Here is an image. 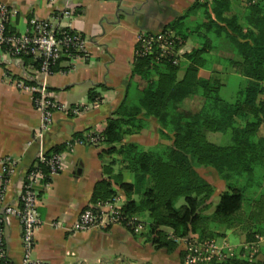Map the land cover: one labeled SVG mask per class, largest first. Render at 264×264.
Wrapping results in <instances>:
<instances>
[{
  "label": "trees",
  "instance_id": "obj_1",
  "mask_svg": "<svg viewBox=\"0 0 264 264\" xmlns=\"http://www.w3.org/2000/svg\"><path fill=\"white\" fill-rule=\"evenodd\" d=\"M193 9L200 10L203 18L190 24L186 18ZM63 30L69 29L56 28L57 36ZM161 30L174 31L183 44L188 40L196 44L179 64L165 58L156 61L154 55L134 56L124 98L99 132L100 157L109 160L103 163L106 177L95 184L90 204L116 197L121 190L123 224L134 235L145 237L154 250L171 253L179 247L182 264L184 252L176 238L197 234L201 239H218L224 234L221 227L240 231L246 242L231 256L206 264H264V243L253 259L245 247L264 237V134L260 133L264 123V0H247L236 13H232L231 0H197ZM19 57L32 59L33 55ZM34 59L40 68L42 60ZM58 64L52 65L53 71ZM201 69L211 76H202ZM230 72L244 79L231 102L220 95L224 75ZM28 82L35 84L31 79ZM106 88L105 84L91 87L88 100L99 104V89ZM152 120L158 124L157 144L146 147L128 139L149 129ZM88 131L77 132L74 138L91 144L86 140ZM209 132L230 133L231 143L216 144L208 139ZM65 150L66 144H60L45 155ZM202 166L215 170L226 183L211 213L206 210L212 205L215 187L198 171ZM40 167L46 175L41 189L51 177L47 163L41 162ZM124 171L131 174L130 181ZM130 218L142 222L146 230L135 231L127 225ZM6 262L7 258H0V264Z\"/></svg>",
  "mask_w": 264,
  "mask_h": 264
},
{
  "label": "crops",
  "instance_id": "obj_2",
  "mask_svg": "<svg viewBox=\"0 0 264 264\" xmlns=\"http://www.w3.org/2000/svg\"><path fill=\"white\" fill-rule=\"evenodd\" d=\"M0 1L16 11L8 24L16 33L25 32L30 19L38 18L49 21L54 27L78 30L87 41L85 56L72 65L65 59L59 61L52 74L40 71L33 57H17L0 48V162L7 157L16 160L5 204L18 203L24 177L37 161L40 149L66 144L62 169L40 189L41 224L36 231V245L30 262L25 261L22 227L14 215L6 217L5 257L0 254V258H7L8 264H182L179 247L171 253L154 250L144 237L134 235L124 224L79 232L73 229L81 210L91 203L95 184L106 177L103 163L108 161L107 156L100 157L102 145L79 143L74 135L87 130L89 134L103 131L107 118L124 98L137 34L143 30H161L184 15L197 0H69L72 16L64 13L67 0ZM231 1L232 13H236L243 10L247 0ZM201 18V11L193 9L186 22L193 24ZM195 44L188 40L186 47L192 49ZM200 74L211 76L206 69H201ZM229 74L241 77L242 84V76L234 72ZM229 74L224 75V80ZM10 79L45 83L59 103L69 107L84 105L85 108L77 115L65 110L56 111L51 126L40 137L41 112L32 94L17 87ZM135 79L140 82L138 77ZM99 84L108 88L99 89L102 100L92 104L88 100V91ZM235 98L226 100L231 102ZM260 133L264 134V123ZM144 136L153 142L142 143L140 137ZM207 136L216 144L231 143L230 133L209 132ZM128 139L146 147L157 144L160 140L157 122L152 120L149 129ZM69 144L72 145L70 149ZM198 171L215 187L212 205L206 210L211 213L226 183L209 167H199ZM121 192L119 196L124 202L125 196ZM227 230L221 227L224 233L221 237L228 242ZM239 235L240 242L230 243L237 249L246 242V236L241 232ZM254 243L258 247L256 256L264 237Z\"/></svg>",
  "mask_w": 264,
  "mask_h": 264
},
{
  "label": "built area",
  "instance_id": "obj_3",
  "mask_svg": "<svg viewBox=\"0 0 264 264\" xmlns=\"http://www.w3.org/2000/svg\"><path fill=\"white\" fill-rule=\"evenodd\" d=\"M54 1V0H51ZM64 9L67 16H72V10L68 6ZM16 13L5 2L0 1V48L6 47V51L14 56L21 54L33 55L36 59H41L40 71L45 74H52V65L65 59L72 65L75 60L85 56L86 38L78 31L71 28L63 30L61 36H57L55 29H64L54 27L49 21L38 18L30 19L29 27L25 32L16 33L8 29L11 17ZM136 48L134 56L154 55L158 59H169L174 64H179L183 54L189 51L186 44H183L174 31L143 30L137 34ZM17 87L32 94L37 109L41 112V123L38 135L41 137L43 132L48 129L56 111H68L77 115L83 111L84 105H75L69 107L59 103L54 99L51 91L45 83L31 84L28 80H11ZM264 103V96H262ZM101 135L99 133L88 134L87 141L91 144H99ZM77 142H86L83 139H76ZM71 144L67 145L70 149ZM43 148L40 149L37 161L27 171L22 190L17 204H5L7 186L10 174L16 165V160L10 157L0 162V254L5 257L6 247V217L10 215L17 216L22 227V243L25 261L30 262L32 251L36 245V231L41 224L40 206V186L45 173L41 170L40 163L45 162L49 166V176L60 171L63 167V154L56 153L51 157L45 155ZM122 198L113 197L106 201H97L81 210L78 219L73 225L77 232L100 229L112 224H123L125 219L122 210ZM134 218L127 221V225L134 226L135 231L144 229L142 222H135ZM261 236H259L260 239ZM179 246L184 252V264H206L213 259L223 260L231 256L236 250L231 247L227 241L207 238L201 239L197 234L176 238ZM249 252L250 259H253L257 249L254 244L245 246ZM5 264H8L6 262Z\"/></svg>",
  "mask_w": 264,
  "mask_h": 264
},
{
  "label": "rangeland",
  "instance_id": "obj_4",
  "mask_svg": "<svg viewBox=\"0 0 264 264\" xmlns=\"http://www.w3.org/2000/svg\"><path fill=\"white\" fill-rule=\"evenodd\" d=\"M241 77H238V76H231L230 74L226 76V85H224L222 88H221V91H220V95L225 98V99H228V100H232L236 97V94H237V91L240 87V81L241 79H239ZM198 103L195 102V106H197ZM229 137V136H228ZM141 138V142L142 143H152L153 141H148L147 140V137H140ZM223 143H228L230 141H222ZM150 147V146H149ZM109 160V159H108ZM120 167V164H117L115 166V169L117 171V169ZM124 176L126 178L127 181H130L132 179V176L131 174L128 172V171H124ZM121 192V190L119 191ZM123 193V192H121ZM119 196V195H118ZM183 203V200H179L178 201V206L181 205ZM216 205V203H215ZM215 208H213L212 210H214ZM209 212V211H208ZM145 229V228H144ZM146 230V229H145ZM240 231L238 230H234V229H228L227 230V236H228V242H229V245L231 247H233V245H231L230 243L232 244H235V243H238L240 242L241 240V237L239 235ZM141 236V235H140ZM143 237V236H142ZM145 239V237H144ZM218 240L221 242L223 239L222 237H218Z\"/></svg>",
  "mask_w": 264,
  "mask_h": 264
}]
</instances>
